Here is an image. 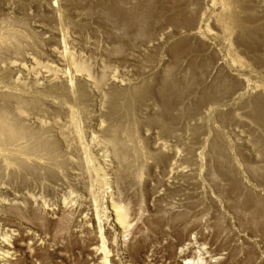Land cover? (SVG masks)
Masks as SVG:
<instances>
[{
  "label": "bare ground",
  "instance_id": "1",
  "mask_svg": "<svg viewBox=\"0 0 264 264\" xmlns=\"http://www.w3.org/2000/svg\"><path fill=\"white\" fill-rule=\"evenodd\" d=\"M248 63L264 65V0H0V264L74 232L107 260L118 244L95 184L134 264H264V163L203 128L244 110L264 131ZM81 183L77 233L62 222ZM133 194L151 213L117 206Z\"/></svg>",
  "mask_w": 264,
  "mask_h": 264
},
{
  "label": "rangeland",
  "instance_id": "2",
  "mask_svg": "<svg viewBox=\"0 0 264 264\" xmlns=\"http://www.w3.org/2000/svg\"><path fill=\"white\" fill-rule=\"evenodd\" d=\"M99 14H100L99 15L100 17L98 19H100V21H101V19H103L101 22L102 26H100L99 28H102L103 31L104 30H111V31L114 30L113 32L119 31L118 30L119 29L118 24L116 23V21L113 17L103 15L102 13H99ZM111 22H112L113 26L115 25L114 27H112ZM148 23H150L151 25L153 24L150 21ZM150 24H149V26H150ZM102 29H100V30H102ZM98 38L101 39L102 36L99 35ZM45 64L46 63H43V65H45ZM182 64L184 65V63H182ZM248 64L251 65L249 67V69L251 68V74L249 76L251 83L253 85H255L256 87L264 89V65H263V63H248ZM117 65L122 66V67L124 66V64H117ZM117 65L116 64L113 65L108 70V77L109 78L112 77L117 71H119V68L116 67ZM41 67L42 66H39V68H41ZM199 73H200L199 69H196L194 71V74H191V75H194L197 77ZM120 77L122 78L121 73H120ZM148 103H149V101L145 102V104H148ZM244 112H245L244 110H238L237 113L233 115L231 122L230 123L228 122V124H226L225 126H222L221 121L215 122L213 119H210L204 123L203 128L205 129V131L208 132V131H210L211 128L214 129L217 127V129H216L217 131L214 129L216 131L215 135L217 137L216 142H220V144L225 146V149H226L225 154L227 157L232 158V155H233V157H240V156L236 155L235 151H233L232 148H230L231 144H236L238 146L241 145L240 147L243 146L242 148H243V150H245V157H248L249 159H251L253 161L259 160V161H262L264 163V147H263L264 146V131L262 129H259L257 126H255L245 116ZM182 121H184V120H182ZM213 125H214V127H213ZM182 126H184L183 128L186 130L185 121L183 122ZM228 126H229V128H228ZM246 144H247V147L249 148V150L246 147ZM258 149H259V152H258ZM136 150L137 149L134 150L135 151L134 153L136 154V160L142 161L143 160L142 153L141 152L138 153ZM85 182H86V180H85ZM82 187H83V185L81 183V185L79 186V188L77 190H79L80 192H83V196L85 198L82 197V201L78 202L77 205L74 206L76 208L72 207V208H70V210H68L66 212L67 218L62 222V225H64L65 221L66 222L71 221V223L73 225L72 228L75 229L77 231V233L80 232L81 230H83L86 226H88V223H86L85 219L80 216L79 211H78L80 209V204L82 203L83 206H87L88 200L90 199L89 194L86 193V191ZM93 188H94L93 189V194H94L93 196L96 195L98 197V199L100 200V207H99L100 216L105 221V223L115 233L114 238L116 240V243L118 244L117 247L115 248L116 251L110 253V256H109L110 259L108 257L107 260L110 261V264H113L114 261L116 262V264H134L133 259L131 258L132 256H130V254L128 255V253L124 250V248L121 245V241L123 239V234L118 229L116 219L113 215V209L114 208L112 206V200L108 194V191L103 192V190H104L103 186L98 185V184H95L93 186ZM48 193L49 192H47V194ZM49 198L53 199L52 196H50ZM122 205H130L132 211H137V213L140 212L142 215H146V214L151 213L150 206H149L148 202H142V200L138 194L125 196L121 203H117V206H122ZM50 231H54V228L52 227L50 229ZM48 235H49V238H47ZM48 235L47 236L43 235V237L45 238L44 247L38 248V249L33 248L30 251V255L28 258L30 260L29 264H35V263L36 264H89V262H91L90 264H97V263L107 264V262H106L107 260H105L104 256H102V257L99 256V257L95 258L93 251L91 250L89 245L81 243L79 238H78V234H76L75 232H74V235L72 237L71 242L65 243V244L63 243V241L60 242V239H58L57 242H53V239H51L53 236V233H50ZM25 247L26 246H24L23 248H25ZM26 249H28V248H26ZM33 257L36 260L33 259ZM193 257H194L195 261H197L199 259L198 254H195ZM101 260H103V261H101ZM46 261H47V263H46ZM96 261H98V262H96ZM145 262H146L145 264H180V262L178 261L177 258H171V257H169V256H167L161 252H157V253H155L154 256L148 257Z\"/></svg>",
  "mask_w": 264,
  "mask_h": 264
}]
</instances>
